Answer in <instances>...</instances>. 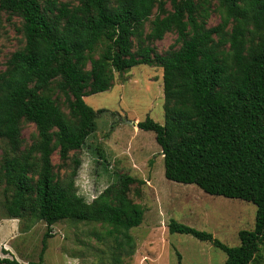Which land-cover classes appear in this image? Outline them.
I'll list each match as a JSON object with an SVG mask.
<instances>
[{"label": "trees", "instance_id": "1", "mask_svg": "<svg viewBox=\"0 0 264 264\" xmlns=\"http://www.w3.org/2000/svg\"><path fill=\"white\" fill-rule=\"evenodd\" d=\"M216 1L221 14L216 27L198 23L194 0H171L172 12L154 23L151 37L160 39L174 29L181 46L153 58L162 70L163 124L146 117L136 127L153 132L167 180L256 207L254 227L238 232L236 247L174 220L168 232L211 244L225 254L223 264H251L264 244V0ZM157 2L77 0L68 6L56 0H0V11L21 20L24 38V47L0 72V181L11 193L4 217L20 220L29 214L46 226L37 262L0 257V264H43L51 228L61 221L106 227L114 249L133 255L129 231L141 225L143 210L128 194L141 182L119 175L88 203L75 186L80 159L70 153L95 129L96 112L82 98L106 92L112 71L152 65L153 50L133 53L131 39L139 36ZM214 36L224 37L226 52L216 50ZM98 44L102 52L90 58ZM57 78L60 92L73 98L69 117L44 94ZM22 120L36 131L26 150L21 149ZM54 152L62 164L72 163L63 176L54 172Z\"/></svg>", "mask_w": 264, "mask_h": 264}, {"label": "rangeland", "instance_id": "2", "mask_svg": "<svg viewBox=\"0 0 264 264\" xmlns=\"http://www.w3.org/2000/svg\"><path fill=\"white\" fill-rule=\"evenodd\" d=\"M198 7L197 21L205 28L221 23L216 0H194ZM56 3L75 6L77 0H56ZM172 12L171 0H158L150 17L142 24L139 36L132 38V52L142 47L153 50L152 65H137L123 72L112 71L113 79L104 93L83 97L84 103L96 112L95 129L83 147L75 153L80 167L75 177L79 196L91 202L105 188L114 184L119 175H128L139 184L130 186L128 197L143 210L140 226L129 234L134 240V253L126 256L114 249L112 238H107L106 227L94 224L61 221L51 228L52 237L46 241L43 264H223L225 254L207 242L189 235L170 234L171 220L198 231L210 233L228 247L239 245L238 232L252 230L256 207L239 199L208 195L195 185L169 181L164 175V161L153 132L138 130L136 123L149 117L162 125L164 98L162 70L154 56L166 57L176 52L181 43L177 33L170 29L160 39L151 37L154 23ZM229 24L226 32L230 31ZM224 37L214 36L216 50L226 52ZM24 47L21 20L0 11V72L8 66L12 54ZM103 44L89 54L97 59ZM89 63L86 64V70ZM59 78L48 86L49 95L61 112L69 117V103L57 88ZM99 110H102L98 113ZM22 150L36 140L34 125L20 122ZM2 150L0 147V165ZM54 172L59 176L72 166L62 164L58 153L51 157ZM10 194L0 181V257L14 258L18 263L37 262L41 240L46 226L29 214L20 220L4 217V208ZM1 250H6L3 255ZM251 264H264V244Z\"/></svg>", "mask_w": 264, "mask_h": 264}, {"label": "water", "instance_id": "3", "mask_svg": "<svg viewBox=\"0 0 264 264\" xmlns=\"http://www.w3.org/2000/svg\"><path fill=\"white\" fill-rule=\"evenodd\" d=\"M162 156H163V154L162 153H160Z\"/></svg>", "mask_w": 264, "mask_h": 264}, {"label": "crops", "instance_id": "4", "mask_svg": "<svg viewBox=\"0 0 264 264\" xmlns=\"http://www.w3.org/2000/svg\"><path fill=\"white\" fill-rule=\"evenodd\" d=\"M162 156V155H161ZM163 157V156H162Z\"/></svg>", "mask_w": 264, "mask_h": 264}]
</instances>
